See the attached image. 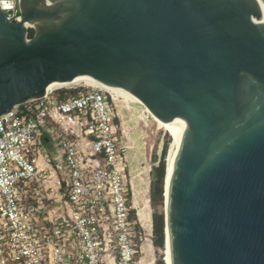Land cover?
Listing matches in <instances>:
<instances>
[{
    "label": "water",
    "instance_id": "obj_1",
    "mask_svg": "<svg viewBox=\"0 0 264 264\" xmlns=\"http://www.w3.org/2000/svg\"><path fill=\"white\" fill-rule=\"evenodd\" d=\"M20 10L18 22L0 12V116L79 77L129 93L175 124L169 264H264L257 0H20Z\"/></svg>",
    "mask_w": 264,
    "mask_h": 264
},
{
    "label": "built area",
    "instance_id": "obj_2",
    "mask_svg": "<svg viewBox=\"0 0 264 264\" xmlns=\"http://www.w3.org/2000/svg\"><path fill=\"white\" fill-rule=\"evenodd\" d=\"M0 12L20 21V0H0ZM76 90L46 93L0 116V264H140L116 96L99 86ZM43 132L62 153L60 180L34 157ZM53 177L63 215L40 194Z\"/></svg>",
    "mask_w": 264,
    "mask_h": 264
},
{
    "label": "rangeland",
    "instance_id": "obj_3",
    "mask_svg": "<svg viewBox=\"0 0 264 264\" xmlns=\"http://www.w3.org/2000/svg\"><path fill=\"white\" fill-rule=\"evenodd\" d=\"M76 89H83V85L56 89L54 93L55 95L67 97L71 94L70 91H74ZM60 90L67 91V93L62 94L59 92ZM116 98L115 107L119 114V118L116 120L117 124L121 126L127 140L129 139L128 141L132 142L130 155L131 158L134 159L133 169L135 170L130 176L128 175V180L130 181V179L132 180L133 178L135 182H139V178L143 177V183H141V185L137 188L139 191L136 197L138 205L133 206V212L139 215V211H143L147 217L149 216L150 218V222H146V220L141 221V219L139 222L138 216H136L142 237L141 243L144 245V251L148 250L145 254L144 252L139 254V259L144 257V261L141 264H157L159 261H162V263L165 264L164 243L162 248H156L152 243L153 235L151 215L154 209L150 203L149 188L151 182V171L153 167L157 165V163H155V159H159L162 156V150L166 147L164 163L166 162V153L168 152L171 136L173 134L168 131L160 121L154 118L150 112H146V109L143 108V106L132 101L124 102L123 98L120 96H116ZM147 184H149V186ZM147 186L148 191H146ZM34 188L38 189L36 185H34ZM39 190L41 195H45V193H47V191L43 190V187L41 186L39 187ZM56 198H59V196L57 195ZM146 207L149 209H146ZM156 209L158 212L163 214V204L161 206H157Z\"/></svg>",
    "mask_w": 264,
    "mask_h": 264
},
{
    "label": "crops",
    "instance_id": "obj_4",
    "mask_svg": "<svg viewBox=\"0 0 264 264\" xmlns=\"http://www.w3.org/2000/svg\"><path fill=\"white\" fill-rule=\"evenodd\" d=\"M128 143H129V150L127 152L126 159H127L128 175L130 176L135 169H133L134 159H132L130 155V152L132 150V142L128 141ZM34 157L37 159L39 166L47 167L53 173L54 177L56 176L60 180L63 156L56 142L46 132H43L42 138L38 143V153H36ZM54 177L49 181L50 183L48 184L45 183V185H42L43 189L47 191V193H45L46 195H44L46 196L44 201L46 204H48L50 209H53V215H60L61 212L63 215L62 191L59 190L58 193H55L56 188L54 185V181L56 177L55 178ZM141 183H143V177L139 178V182L137 181L135 182L133 178L132 180L130 179L133 206L135 205V202L138 205L136 197L139 191L137 188L141 185ZM147 185L149 186V184ZM148 186L146 187V191H148ZM49 187L53 188V192L49 190ZM57 195L59 196V198H56ZM138 219L140 222L139 215H138ZM144 249H145L144 245L142 244L141 245L142 252H144Z\"/></svg>",
    "mask_w": 264,
    "mask_h": 264
},
{
    "label": "trees",
    "instance_id": "obj_5",
    "mask_svg": "<svg viewBox=\"0 0 264 264\" xmlns=\"http://www.w3.org/2000/svg\"><path fill=\"white\" fill-rule=\"evenodd\" d=\"M33 32H29L28 38H31ZM62 94L67 93V91L60 90ZM58 92V93H59ZM70 95L74 96L77 94V91H70ZM75 93V94H74ZM67 96V97H68ZM60 98H63L62 96ZM166 152V147L162 150V156L159 159H155V163L157 165L153 167L151 171V182L149 188V198L151 206L153 207L154 211L151 215V223H152V243L156 248H162L164 243V217L161 212H158L156 207L161 206L164 202L163 197V179L165 174V163H164V156ZM157 264H163L162 261H159Z\"/></svg>",
    "mask_w": 264,
    "mask_h": 264
},
{
    "label": "bare ground",
    "instance_id": "obj_6",
    "mask_svg": "<svg viewBox=\"0 0 264 264\" xmlns=\"http://www.w3.org/2000/svg\"><path fill=\"white\" fill-rule=\"evenodd\" d=\"M257 2L259 3L261 10L264 11V4H263L262 0H257ZM75 85L99 86L102 89H104L105 91H110V92L114 93L115 96L122 97L124 102L132 101V102H135L136 104L138 103L139 105L143 106V108H145V106L140 101H138L136 98H134L133 96H131L129 93H127V92H125V91H123L121 89H118V88H111V87L104 86L102 84H99V83L95 82L94 80H92L90 78H87V77H79L76 80H74L73 82L67 83V84H56V83L55 84H52V85H50L47 88V93H50L52 91H55L56 89H60V88L63 89L65 87L75 86ZM146 112H149V111L146 109ZM162 124L166 127V129L168 131H170L173 134L171 136V142H170V146H169L168 152L166 153L167 154V157H166V162H165L166 163V166H167V181H168L169 176H170V172H171V165H172L173 158H174V152H175L176 131H175V124H174L173 121L170 122V123H162ZM135 205H137L136 202H135ZM147 206H148V204H147ZM147 208L148 207H146V209ZM139 216H140L141 221L146 220V222H150V218H149V216L147 217V215L145 214V212L139 211ZM147 251H144V254L147 253ZM164 257L166 259L165 260L166 261V264H169V253H168V247H166V246L164 247ZM143 261H144V257L142 259H140V264L143 263Z\"/></svg>",
    "mask_w": 264,
    "mask_h": 264
}]
</instances>
